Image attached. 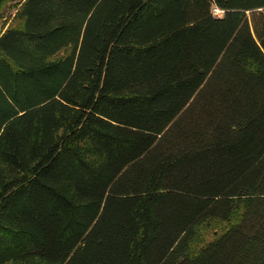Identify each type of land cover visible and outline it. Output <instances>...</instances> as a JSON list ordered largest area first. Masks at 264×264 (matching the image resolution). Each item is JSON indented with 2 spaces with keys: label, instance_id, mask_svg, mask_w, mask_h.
Listing matches in <instances>:
<instances>
[{
  "label": "trees",
  "instance_id": "1",
  "mask_svg": "<svg viewBox=\"0 0 264 264\" xmlns=\"http://www.w3.org/2000/svg\"><path fill=\"white\" fill-rule=\"evenodd\" d=\"M0 264H264V0H23Z\"/></svg>",
  "mask_w": 264,
  "mask_h": 264
},
{
  "label": "rangeland",
  "instance_id": "2",
  "mask_svg": "<svg viewBox=\"0 0 264 264\" xmlns=\"http://www.w3.org/2000/svg\"><path fill=\"white\" fill-rule=\"evenodd\" d=\"M22 2L23 0H2L0 3V34L9 28L10 24H12ZM216 10L217 9H213V16L221 18L223 16V12L220 10L219 13H216ZM197 232L201 235L200 230Z\"/></svg>",
  "mask_w": 264,
  "mask_h": 264
},
{
  "label": "built area",
  "instance_id": "3",
  "mask_svg": "<svg viewBox=\"0 0 264 264\" xmlns=\"http://www.w3.org/2000/svg\"><path fill=\"white\" fill-rule=\"evenodd\" d=\"M219 12H220V10H219V9H217V10H216V13H219Z\"/></svg>",
  "mask_w": 264,
  "mask_h": 264
}]
</instances>
